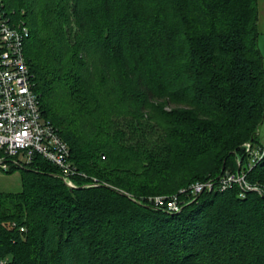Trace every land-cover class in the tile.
<instances>
[{
    "label": "trees",
    "instance_id": "1",
    "mask_svg": "<svg viewBox=\"0 0 264 264\" xmlns=\"http://www.w3.org/2000/svg\"><path fill=\"white\" fill-rule=\"evenodd\" d=\"M0 3L78 172L71 187L38 154L4 171L21 190L0 191V264H264V155L244 148L263 143L259 0ZM227 171L258 191L151 199Z\"/></svg>",
    "mask_w": 264,
    "mask_h": 264
},
{
    "label": "built area",
    "instance_id": "2",
    "mask_svg": "<svg viewBox=\"0 0 264 264\" xmlns=\"http://www.w3.org/2000/svg\"><path fill=\"white\" fill-rule=\"evenodd\" d=\"M27 34L25 21H12L0 3V169L6 171L11 166L25 165L38 154L55 165L64 182L72 187V176L78 172L69 160V148L52 124L42 116L33 91L32 74L24 56ZM244 148L249 167L264 155V143L246 142ZM233 184L240 187L239 197H244L249 190L258 191L247 183L244 172L227 171L217 178L194 182L178 193L156 195L151 199L157 207L179 212L182 208L179 196L195 197L204 190L217 188L222 191Z\"/></svg>",
    "mask_w": 264,
    "mask_h": 264
},
{
    "label": "rangeland",
    "instance_id": "3",
    "mask_svg": "<svg viewBox=\"0 0 264 264\" xmlns=\"http://www.w3.org/2000/svg\"><path fill=\"white\" fill-rule=\"evenodd\" d=\"M124 27L127 30V39L129 41H132V36H134V33L131 30V25L129 24L127 27L126 26ZM257 33H258V37H257L258 47L262 55L264 56V0H259V21L257 24ZM96 74L93 69L91 73V79L93 78V80H96L98 78V81H99V77ZM165 105H166L165 106L166 110H170L173 107V105L170 103H165ZM258 131H259L258 129L255 130V133H257ZM135 138H137V134H135ZM260 138H261V141L264 143V122L260 126ZM0 173L3 177H5V178H0V190L14 192V191H18L21 188L20 182H19L20 172L18 170L13 172L12 174H7L0 169ZM6 177L10 178V180L9 181L5 180Z\"/></svg>",
    "mask_w": 264,
    "mask_h": 264
},
{
    "label": "crops",
    "instance_id": "4",
    "mask_svg": "<svg viewBox=\"0 0 264 264\" xmlns=\"http://www.w3.org/2000/svg\"><path fill=\"white\" fill-rule=\"evenodd\" d=\"M0 178H5V177H3L2 175H1V173H0ZM5 180H10V178H7L6 177V179ZM19 182H20V186H21V178H20V180H19ZM21 190V188L18 190V191H20ZM0 191H2V190H0ZM5 191V190H4ZM8 192H11V191H8ZM14 192H16V191H14Z\"/></svg>",
    "mask_w": 264,
    "mask_h": 264
},
{
    "label": "water",
    "instance_id": "5",
    "mask_svg": "<svg viewBox=\"0 0 264 264\" xmlns=\"http://www.w3.org/2000/svg\"><path fill=\"white\" fill-rule=\"evenodd\" d=\"M222 168H224V166H222Z\"/></svg>",
    "mask_w": 264,
    "mask_h": 264
},
{
    "label": "bare ground",
    "instance_id": "6",
    "mask_svg": "<svg viewBox=\"0 0 264 264\" xmlns=\"http://www.w3.org/2000/svg\"><path fill=\"white\" fill-rule=\"evenodd\" d=\"M62 177V176H61Z\"/></svg>",
    "mask_w": 264,
    "mask_h": 264
}]
</instances>
